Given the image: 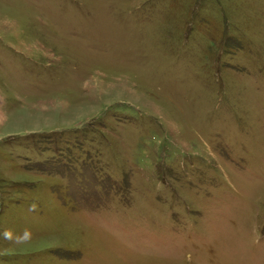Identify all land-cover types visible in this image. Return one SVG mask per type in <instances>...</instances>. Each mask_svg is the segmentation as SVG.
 <instances>
[{
    "label": "rangeland",
    "instance_id": "374dc122",
    "mask_svg": "<svg viewBox=\"0 0 264 264\" xmlns=\"http://www.w3.org/2000/svg\"><path fill=\"white\" fill-rule=\"evenodd\" d=\"M0 264H264V0H0Z\"/></svg>",
    "mask_w": 264,
    "mask_h": 264
}]
</instances>
